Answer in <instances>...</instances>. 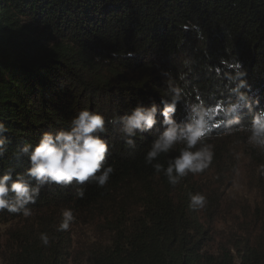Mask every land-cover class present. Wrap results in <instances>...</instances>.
<instances>
[{"label": "trees", "instance_id": "16d2710c", "mask_svg": "<svg viewBox=\"0 0 264 264\" xmlns=\"http://www.w3.org/2000/svg\"><path fill=\"white\" fill-rule=\"evenodd\" d=\"M236 58L247 72L248 95L264 106V0H0V119L12 141L0 168L22 170L26 161L11 157L16 146L67 129L82 109L111 119L138 103L160 105L168 98L162 70L186 87L192 102L200 96L208 106H224L234 100L223 77ZM185 115L178 105L176 119ZM117 129L108 125L105 137L115 169L105 187L86 183L79 199L71 186H52L31 206V217L0 213V226H30L8 231L5 245L0 239V264H83L71 250L69 230H56L65 208L76 221L98 223L103 241L86 249L87 264H264V212L244 239L213 243L222 203L206 181L224 177L220 169L237 140L261 180L264 151L221 126L208 141L215 152L211 167L172 187L144 161L160 124L136 137L135 150L125 148ZM195 193L208 200L197 211L189 207ZM42 232L50 236L47 247Z\"/></svg>", "mask_w": 264, "mask_h": 264}, {"label": "clouds", "instance_id": "9594fccd", "mask_svg": "<svg viewBox=\"0 0 264 264\" xmlns=\"http://www.w3.org/2000/svg\"><path fill=\"white\" fill-rule=\"evenodd\" d=\"M227 67L231 71L224 73V91L234 100L229 99L224 106H208L200 96L192 102L186 87L178 86L172 73L162 70L160 75L167 77L168 86V98L160 101L162 107L154 102L149 106L138 103L111 119L85 108L71 119L67 129L44 132L35 143L22 140L11 157L16 162L26 161V166L20 171L13 164L0 168V213L31 217V206L37 204L42 191L52 186H71L79 199L85 196L86 183L105 187L115 171L108 163L112 147L105 138L108 125L118 126L119 139L125 148L135 150L136 137L150 133L159 123L161 130L151 141L144 161L156 174L162 173L172 187L190 174L199 175L211 167L215 152L208 141L221 126L226 135L244 133L248 145L264 151V106L248 95L250 85L242 62L236 58ZM185 75L179 79L184 80ZM178 105L186 112L183 120L176 119ZM221 114L223 118L217 120ZM245 115L250 119H245ZM8 133L9 128L0 119V159L6 157L12 143ZM174 151L178 155L171 156ZM162 157L167 158L166 165L160 162ZM189 199V207L194 211L208 203L202 193L190 194ZM75 219L73 210L65 208L56 230L68 231ZM39 240L45 247L51 242L46 232L40 233Z\"/></svg>", "mask_w": 264, "mask_h": 264}, {"label": "rangeland", "instance_id": "374dc122", "mask_svg": "<svg viewBox=\"0 0 264 264\" xmlns=\"http://www.w3.org/2000/svg\"><path fill=\"white\" fill-rule=\"evenodd\" d=\"M240 143L241 141L237 140L233 146H229L230 160L220 169L224 177L216 176L206 180L208 186L213 185L217 194L221 196L220 211L213 219V243L219 245L226 243L227 240L244 239L242 233L252 230L254 222L257 224L264 212V178L260 180L259 168L246 157V152ZM85 222L82 219L75 220L69 228L71 250L73 253L78 252L83 264H87L83 260L86 249L103 241V236L97 228L98 223L89 225ZM29 228L30 226L23 221L1 225L0 239L4 244L5 241H9L8 231ZM232 253L235 255L234 250Z\"/></svg>", "mask_w": 264, "mask_h": 264}]
</instances>
